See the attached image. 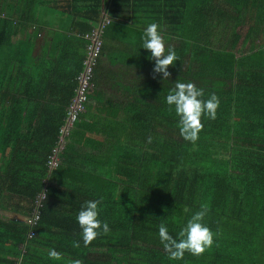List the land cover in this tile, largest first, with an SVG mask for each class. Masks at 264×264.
Here are the masks:
<instances>
[{
    "label": "trees",
    "instance_id": "trees-1",
    "mask_svg": "<svg viewBox=\"0 0 264 264\" xmlns=\"http://www.w3.org/2000/svg\"><path fill=\"white\" fill-rule=\"evenodd\" d=\"M41 5L0 0V209L14 214L0 216V264H264V0H70L71 29L58 33ZM104 14L94 86L62 137L84 35ZM153 22L178 56L168 80L142 48ZM179 79L219 97L195 143L166 103ZM89 200L110 232L85 247L77 215ZM204 204L213 245L169 259L159 226L178 238Z\"/></svg>",
    "mask_w": 264,
    "mask_h": 264
},
{
    "label": "clouds",
    "instance_id": "clouds-1",
    "mask_svg": "<svg viewBox=\"0 0 264 264\" xmlns=\"http://www.w3.org/2000/svg\"><path fill=\"white\" fill-rule=\"evenodd\" d=\"M159 28L160 26L155 22L146 27L141 38L142 48L150 52V59L155 61L154 74H162L163 79L168 80L171 76L169 68L178 60V56L173 48H166ZM202 97H204L203 89H198L192 82H181L180 79L166 97L169 110L174 108L179 117L178 128L180 136L185 141L195 143L199 139V133L203 130L202 118L204 116L212 120L216 119L220 106L219 97L214 93L206 100ZM148 142H152L151 137ZM101 203V200L86 201L77 215L85 247H88L99 235H107L110 232L107 222L102 224L99 220ZM209 210L208 205H201L200 210L196 211L187 221L186 226L179 231L178 238H173L164 224L159 226V239L169 259L182 260L186 252L199 256L213 245L214 233L203 223ZM184 211L188 212L189 209L185 207ZM73 246L80 247L79 241H74ZM48 255L54 260L62 258L55 249H51ZM71 264H84V262L76 259L71 261Z\"/></svg>",
    "mask_w": 264,
    "mask_h": 264
},
{
    "label": "built area",
    "instance_id": "built-area-1",
    "mask_svg": "<svg viewBox=\"0 0 264 264\" xmlns=\"http://www.w3.org/2000/svg\"><path fill=\"white\" fill-rule=\"evenodd\" d=\"M109 23V19L105 18L95 29L84 35L86 40V57L83 64V70L78 76V86L76 89V95L73 100V106L68 113V121L65 126L62 127L60 133L62 137L64 134H69L74 122L76 121L77 114L83 109V105L88 100V94L93 87L94 83V71L98 63V59L102 51V35L106 25ZM63 150V146L59 145L52 150L51 155L47 163V167L50 171H53L60 165L59 155ZM40 218V212L35 211L34 215L27 221L29 225L36 223ZM33 236V233L30 237Z\"/></svg>",
    "mask_w": 264,
    "mask_h": 264
},
{
    "label": "crops",
    "instance_id": "crops-1",
    "mask_svg": "<svg viewBox=\"0 0 264 264\" xmlns=\"http://www.w3.org/2000/svg\"><path fill=\"white\" fill-rule=\"evenodd\" d=\"M69 1L70 0H42L43 5H41L39 9L42 26L44 27L45 25L51 29L50 32L56 33L60 32L61 30L71 29V17H69V15L63 10V7L67 6ZM104 17L107 18V15L104 14ZM104 17L102 21L105 19ZM100 81L102 82V85L107 83L106 78L104 77H102Z\"/></svg>",
    "mask_w": 264,
    "mask_h": 264
},
{
    "label": "rangeland",
    "instance_id": "rangeland-1",
    "mask_svg": "<svg viewBox=\"0 0 264 264\" xmlns=\"http://www.w3.org/2000/svg\"><path fill=\"white\" fill-rule=\"evenodd\" d=\"M6 214L8 215V213H5V211L0 209V216H5L4 218H9V217H12V215H14L12 213H9V216H7Z\"/></svg>",
    "mask_w": 264,
    "mask_h": 264
}]
</instances>
